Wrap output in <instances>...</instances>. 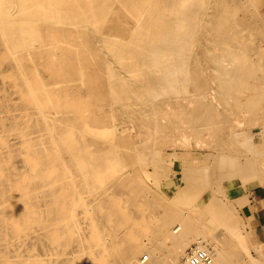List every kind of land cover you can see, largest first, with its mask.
Instances as JSON below:
<instances>
[{
  "label": "bare ground",
  "instance_id": "1",
  "mask_svg": "<svg viewBox=\"0 0 264 264\" xmlns=\"http://www.w3.org/2000/svg\"><path fill=\"white\" fill-rule=\"evenodd\" d=\"M255 138L264 0H0V264H264L221 201L264 186Z\"/></svg>",
  "mask_w": 264,
  "mask_h": 264
},
{
  "label": "rangeland",
  "instance_id": "2",
  "mask_svg": "<svg viewBox=\"0 0 264 264\" xmlns=\"http://www.w3.org/2000/svg\"><path fill=\"white\" fill-rule=\"evenodd\" d=\"M248 133L249 134H252L254 133V131L252 129H248ZM255 146L257 147L258 150H262L261 148V145L264 141H261L259 138H255ZM179 154L181 156H186V159H185V167L186 166H190L191 164V160L190 158H188V152H185V151H180ZM190 156H196L198 155V152L197 151H194V152H190ZM258 158H261V157H258ZM263 159H264V156H263ZM262 159V160H263ZM167 167H169V171L166 173V175H164V177L170 181L171 183V186H172V190H173V193L174 195L175 194H182V196L184 197L185 199V202L187 203V205L191 208L192 212H194V214H199L201 212H204L208 215H210V218H212L214 215V220L212 218V222H211V230L212 231H216L218 230V228H224L226 225H227V222L225 219L218 217L214 212H212L211 210V207H207L206 205L211 203V194L210 193H207V192H204L202 190V188L200 187H197V188H194L190 183H187V177L185 176V171L183 170L182 167H177V161L175 159H170L168 162H167ZM186 179V180H185ZM183 183V184H182ZM189 185H190V188H189ZM259 187V186H258ZM256 188V187H254ZM253 189V188H252ZM250 189V190H252ZM192 190V191H191ZM249 190V191H250ZM248 191V192H249ZM194 192V193H193ZM202 192V193H201ZM186 193V194H185ZM244 193H237V194H234L231 198H225V199H221V201L223 202V204L225 205H229L233 210L234 208L237 209V206L238 203L240 202L239 199L240 197H242ZM193 194V195H192ZM185 195V196H184ZM204 195V196H203ZM234 198V199H233ZM191 202V203H190ZM225 202V203H224ZM231 202H232V205H231ZM230 203V204H228ZM235 210V209H234ZM206 211V212H205ZM233 212V211H232ZM234 214H235V217L236 218H239V223L242 221L240 219V216H239V213H238V209L236 211H234ZM244 226V227H243ZM242 227V228H241ZM240 228H241V235L245 234L244 236L242 235L243 239H246V244L248 245V258H250L251 260L255 261V260H258L259 257H258V252H257V249L259 247V244H256L255 241H254V236L252 234V232L250 231L249 227H247L245 225L244 222H241L240 224ZM246 232V233H245ZM247 235V237H246ZM249 244H248V243ZM251 244V246H250ZM258 246V247H257ZM195 248H197L194 244H191L187 249L188 250H185V253L187 254V256H184V255H181V254H178L177 253H174L172 252L170 249L166 248L163 250V254L164 255H168L171 257V259L173 260H177L181 263H183L184 259H186V257H189L190 254L192 253V250L194 251ZM251 248V249H250ZM255 248V249H254ZM259 250V249H258ZM257 252V253H256ZM170 254V255H169ZM148 252H144L143 253V258H147L148 256ZM174 257H173V256ZM179 256L182 258H179ZM257 258V259H256ZM142 260V259H141ZM183 261V262H182Z\"/></svg>",
  "mask_w": 264,
  "mask_h": 264
},
{
  "label": "crops",
  "instance_id": "3",
  "mask_svg": "<svg viewBox=\"0 0 264 264\" xmlns=\"http://www.w3.org/2000/svg\"><path fill=\"white\" fill-rule=\"evenodd\" d=\"M239 201L240 219L249 227L255 243L264 244V186L246 192Z\"/></svg>",
  "mask_w": 264,
  "mask_h": 264
},
{
  "label": "built area",
  "instance_id": "4",
  "mask_svg": "<svg viewBox=\"0 0 264 264\" xmlns=\"http://www.w3.org/2000/svg\"><path fill=\"white\" fill-rule=\"evenodd\" d=\"M196 251L192 252L188 257L190 264H209L208 258L202 252Z\"/></svg>",
  "mask_w": 264,
  "mask_h": 264
}]
</instances>
